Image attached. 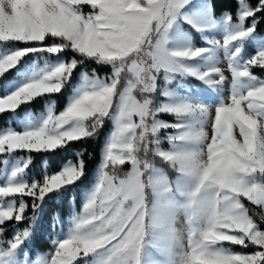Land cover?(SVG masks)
I'll list each match as a JSON object with an SVG mask.
<instances>
[{"label":"snow or ice","instance_id":"snow-or-ice-1","mask_svg":"<svg viewBox=\"0 0 264 264\" xmlns=\"http://www.w3.org/2000/svg\"><path fill=\"white\" fill-rule=\"evenodd\" d=\"M188 3L189 0H0V41L44 44L47 39H57L59 43L44 45L45 50L59 53L71 47L86 58L112 64L114 69L106 80L93 78L78 98L58 115H50L42 127L0 135V153L54 150L68 141L91 136L118 100L115 131L107 146L105 159L111 163L120 153L126 154L131 162L124 160L120 166L130 164V177L140 178L135 182L126 179L112 184L113 190L107 195L103 193L109 186L108 178H102L85 204L84 215L76 223V230L58 242L50 264H73L81 253L87 255L105 246L111 249L108 264H140L139 254L151 212L142 220L141 212L145 206L139 202L149 188L158 194L169 191L167 186L161 189L160 185L164 182L151 175V162L139 159L142 149L147 150L149 138L160 127L170 126L156 121L150 94L155 88L156 73L170 63L169 54L164 49L165 35L174 22L176 12ZM260 3L264 5V0ZM85 6L90 10L85 12ZM257 10L243 11L241 20ZM227 19L230 21L231 16ZM252 31L254 26L229 35L224 44L228 45ZM36 50L23 48L0 57V76L14 68L29 51ZM202 51L185 49L171 55L196 57ZM76 64L75 59L61 64L39 79L22 84L7 96H0V113L15 111L37 96L59 92ZM257 65L264 67V51L243 67H229L233 79L239 81L251 76V68ZM196 107L204 110L203 106ZM163 110L179 115L192 112L193 105L165 104ZM259 117H264V83L246 91H235L227 102L221 103L215 110L210 132L170 137L203 142V149L196 152L157 151L165 161L172 162L181 172L194 177L201 189L210 186L218 196L232 202L228 221L230 227H213L200 233L199 243L194 244L188 239L185 264H264V231L257 230L241 202L243 197L264 205V183L249 182L247 179L253 174L264 173V135L261 134L264 121ZM72 122L75 125L66 129L65 126ZM83 163L80 160L78 166L71 165L45 177L43 183L9 182L0 185V201L29 196L33 198L32 207L35 210L38 206L36 202L42 201L48 192L73 183L82 176ZM21 171L22 168H17L12 176ZM221 174L225 179L217 182L214 178ZM145 176L148 184L143 182ZM101 185H104L103 189ZM133 203L139 206L130 208L129 204ZM27 207V202L23 200L19 206H0V226L12 219L23 220ZM191 207L194 209L195 204ZM27 235V229L18 233L9 242L8 252L16 249ZM246 241L256 245L258 250L252 254H241L232 253L225 247L226 244L244 246Z\"/></svg>","mask_w":264,"mask_h":264},{"label":"rangeland","instance_id":"rangeland-1","mask_svg":"<svg viewBox=\"0 0 264 264\" xmlns=\"http://www.w3.org/2000/svg\"><path fill=\"white\" fill-rule=\"evenodd\" d=\"M207 4V0H189L188 4L176 12L174 22L165 35L164 49L169 54L170 63L166 67H161L156 73L153 91L157 93L155 96L150 95L153 108L156 110V121L167 123L170 126L160 127L158 132L149 138L147 150L142 149V155L139 159L141 161L147 159L151 162V175L164 182L160 185L161 189L165 186L169 188L168 192L162 194H158L149 188L151 196L149 207L157 203H164L165 205L168 204V209L167 217L162 223L148 225L143 247L139 254L140 264H185L188 229L190 227L199 228L204 222L202 212L194 213L188 207L190 194L197 183L196 179L187 173L181 172L179 167L172 162L166 161L167 166H162L154 160L155 157H160L157 151L196 152L203 149V142L193 139H170V137L174 138L184 133L210 132L215 110L221 103L227 102L235 91H246L249 87L264 83V67L262 66L257 65L252 67V75L241 78L239 81L233 79L231 68L229 67L230 65L237 68L243 67L259 52L264 51V34L259 35L253 32H249L243 38L231 41L228 45L224 44L227 36L252 27H244L242 24L241 15L246 10L243 2L241 0L238 2L237 20L228 23L223 20L224 16L219 18L213 17ZM89 10L88 6L84 9L85 12ZM182 22L188 23L196 32L199 37V44L195 45L190 41V38L181 27ZM59 42L57 39H47L44 44L35 42L30 46L16 45L14 48L0 45V57L18 49H38L36 51H29L21 58V62L19 61L12 68L11 74L16 76L15 78L0 82V96H7L22 84L32 79H39L45 73L52 71L61 64L70 63L73 59L65 62L61 55L57 56V53H50L44 48V45ZM185 49H203L204 51L196 57H175L171 55L175 51ZM216 69L220 71L217 72L215 71ZM113 71L112 67L111 75ZM206 73L207 75H204ZM221 76H223V79H221ZM93 78H102V76L97 77L94 74H86L83 71H79L69 93L66 94L65 104L60 108V111L56 112L53 109L55 102L52 98H46L44 106L40 111L32 112L26 109L25 106H19L15 111L0 113V118L7 121L5 127L0 129V135L9 131L24 132L42 127L44 121L50 115H58L73 100L78 98L82 91L85 90L86 85L92 83ZM165 104H191L193 105V111L177 115L163 110ZM197 105L203 106L204 110L201 111L196 107ZM118 111L117 100L109 116L106 117V121L109 122L110 127L102 135L99 149L100 159L92 167L89 175L91 183L87 189L80 191L78 210L68 203L69 208L64 217H59L56 213H52L50 217H46L40 205L49 193L44 196L42 201L36 202L38 206L35 210L32 207L33 198L27 196L30 201L28 207L33 211L32 217L21 225L12 224L9 226L7 233H4V228L0 232V264H50L58 242L74 233L76 223L84 215L85 204L94 192L96 185L105 177V174H107L108 182L111 184L126 179L133 182L140 179L138 176L135 178L130 177L132 171L130 164H127L128 171L126 174H119L121 170L116 171V169L113 173H110L105 167L111 165L112 168H115L120 165L118 159L111 161V163L105 159L107 146L115 131V116ZM158 112H164V114L170 116V119L157 117L156 114ZM259 119L264 121V117H259ZM74 125L75 122H72L66 125L65 128H71ZM261 134L264 135V128L261 129ZM114 155L116 154L114 153ZM125 155L124 153H120L119 157ZM160 159L165 161L162 157ZM80 160L79 157L75 161L66 158L60 164L61 166L57 171L50 172L49 174L45 173L43 162L35 164L33 168H36L35 170L41 173L39 181H37L34 180V169L31 168L32 171L27 176L25 166L29 161L26 154L18 153V150L0 153V185L9 182L27 183L29 185L34 181L43 183L45 177L56 174L71 165L78 166ZM125 160L131 162L130 157ZM17 168H22V171L13 177L12 173ZM163 168H166V175L171 181V186L166 181L167 177L163 173ZM253 175H256L255 179H252V176L247 177L249 182L264 183L261 173ZM101 188L103 189L104 185H101ZM207 191L211 192L212 190L209 189ZM22 200L23 198L20 196L5 198L0 201V206H19ZM101 202L103 203L104 201ZM251 203L258 206V204ZM259 207V212L264 217V205H259ZM256 228L257 230L264 231V228L257 226ZM25 229L28 230V235L23 238L22 243L16 249L9 253V242L14 240L16 235ZM33 239L36 241L44 239L47 242V247L42 250L32 248ZM226 248L232 252L229 246ZM232 253H239V251H233ZM241 254H252V252ZM110 255V246H105L87 255L81 253L73 261V264H108Z\"/></svg>","mask_w":264,"mask_h":264},{"label":"trees","instance_id":"trees-1","mask_svg":"<svg viewBox=\"0 0 264 264\" xmlns=\"http://www.w3.org/2000/svg\"><path fill=\"white\" fill-rule=\"evenodd\" d=\"M243 5H245L246 10L248 9H257L253 13V15L245 18L242 21L244 27L254 26L253 33H258L259 35L264 34V5L260 3V0H241ZM207 6L210 7L211 15L213 17L219 18L223 17L226 23L228 22H235L237 19V12H238V2L239 0H207ZM86 8V6H85ZM84 8V9H85ZM231 16V20L229 21L227 18ZM182 29L185 31L186 35L190 38V41L193 44H199V37L196 32L189 26L188 23L182 22L181 23ZM35 42H20V41H0V45L8 46L10 48L16 47V45H23V46H30ZM44 55V54H42ZM61 55L65 62L69 61L70 59H75L77 61L76 67L72 69L71 75L64 80L63 86L61 90L57 93L51 94H44L33 98L31 101L27 103H23L20 106H25L26 109L30 111L36 112L37 110H41L44 106L46 98H52L55 102V106L53 109L57 112L60 111V108L64 106L66 101V94L69 93L71 86L73 85L74 80L77 78V73L79 71H83L86 74H94L97 77H101L107 79L111 75L112 64L106 62H98L95 58H86L82 54H79L77 51L66 47L61 52L57 53V56ZM21 62V60H20ZM13 70L10 69L6 72L3 76H0V82H4L6 79H12L16 76L12 75L11 72ZM123 83V82H122ZM156 91L151 93L152 96L156 95ZM153 103V102H152ZM157 117H162L164 119H170L169 115L164 114V112H158L156 114ZM106 117L103 120V124L99 126L96 132L91 135L87 136L78 140L68 141L67 143L63 144L55 148L54 150H44V151H26V150H18V153L26 154L28 157V163H26V171L27 176L32 171L33 166L35 164L43 162L44 171L46 174L50 172L57 171L60 168V164L66 159L69 158L73 161L79 157L83 160V175L80 176L76 181L73 183L65 184L59 189L52 190L48 192L49 194L43 200V203L40 205L42 208V212L44 216L50 217L52 213H56L59 217H64L68 211V203H70L74 209L78 210L79 203H80V191L82 189H87L91 183V178L89 177L91 173L92 167L99 161L100 159V146L102 141V135L106 132L110 125L109 122L106 121ZM6 119L0 118V129L5 127ZM158 163L162 166H167L166 161H162L160 157H155ZM107 171L113 173L114 170L120 171L119 174H126L128 171V165L125 164L123 167L118 165L115 168H112L111 165L105 166ZM36 169V168H35ZM34 169V170H35ZM163 173L166 175V168H163ZM264 179V173H261ZM41 176L40 171L35 170L34 172V180L39 181V177ZM252 179L256 178V175H251ZM167 177V175H166ZM168 185L171 186V181L167 177L166 179ZM143 182L147 184V178L144 177ZM148 194L147 199L148 202L151 198L150 196V189L146 192ZM24 201L30 205L29 198L27 196L22 197ZM241 202L244 206L245 212L249 216V218L255 223L257 227L264 228V217H262L261 213L259 212L260 207L259 205L256 206L252 204L245 198H241ZM33 211L29 207H27L24 213V219L21 221L9 220L6 222L5 225L2 226L4 228V233L8 232L9 226L12 224L21 225L31 219ZM4 236V235H3ZM229 246V249L233 251H239V253H246V252H255L257 246L252 244L251 242H246L244 246H239L235 244H226ZM226 246V247H227ZM47 247V242L43 240L36 241L35 239L32 240V248L35 249H45Z\"/></svg>","mask_w":264,"mask_h":264},{"label":"clouds","instance_id":"clouds-1","mask_svg":"<svg viewBox=\"0 0 264 264\" xmlns=\"http://www.w3.org/2000/svg\"><path fill=\"white\" fill-rule=\"evenodd\" d=\"M119 160V164L122 165L125 159H128V156L125 155L123 157L116 158ZM107 177V174H105ZM217 182L220 179H225L223 174H221L218 178H214ZM123 181V180H122ZM113 185L109 183V186L104 189L105 195L110 194L113 190ZM211 189L212 191L209 192L207 190ZM235 191V189H233ZM198 193V195H197ZM148 194H144V199H142L139 204H143L145 206L144 211L141 212V219L148 213L151 212L149 219L147 221L149 224L155 223H162L167 217V209L168 204L161 205L159 203L155 205H151L149 207V202L147 199ZM195 204L194 209L191 207ZM138 204H129L130 208L138 207ZM188 207L193 210V212H202L203 213V224L199 228H189L187 232V240L191 239L192 242L199 243L200 242V233L206 232L208 229L213 227H230L229 220H230V209L232 207V202L227 200L223 196H218L215 189L208 186L204 189H201L198 183L195 184L194 189L190 194V200L188 202ZM87 212V210H85ZM191 219V217H189ZM95 227V226H93ZM196 233L194 236H189V233ZM211 235L216 236L217 233H211Z\"/></svg>","mask_w":264,"mask_h":264}]
</instances>
